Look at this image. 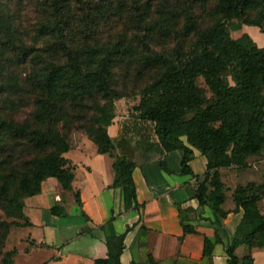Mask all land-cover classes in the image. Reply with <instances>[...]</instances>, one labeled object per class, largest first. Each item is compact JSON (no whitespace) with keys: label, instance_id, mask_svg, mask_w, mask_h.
Masks as SVG:
<instances>
[{"label":"trees","instance_id":"16d2710c","mask_svg":"<svg viewBox=\"0 0 264 264\" xmlns=\"http://www.w3.org/2000/svg\"><path fill=\"white\" fill-rule=\"evenodd\" d=\"M3 1L0 0V30L6 42L0 43V55L14 49L17 41L12 33V20L5 17ZM196 1L148 3L146 10H151L153 17L138 21L145 24L144 36L166 49L170 47L171 51L167 56L148 54L139 62L155 68L157 76L142 90L133 111L139 119L154 125L164 152H182L181 173L195 177V199L199 206L210 208L215 216L212 224L221 226L228 212L222 209L225 188L219 170L242 168L249 157L264 153V43L259 48L245 34L232 39L228 23L235 20L254 26L264 39V0H212L210 7L202 5L198 12L201 20L208 21L202 27L194 14ZM44 3L49 8V20L56 22L52 33L58 35L55 39L58 46L51 48L50 53L58 60L49 62L42 55L45 52L39 51L28 58L21 51L23 60L19 64L27 63L31 69L19 83L0 86V207L13 219L0 222V249L10 226L16 225L15 220L24 219V225H29L23 216V201L39 194L44 180L55 178L63 190L72 191L75 166L65 158L70 151L66 132L85 120V107H93L96 114L90 125L83 128L93 139L96 152L113 159V186L122 189L125 209L142 207L136 202L132 178L135 165L114 154L115 145L107 134L114 117V103L129 100L113 88L115 80L111 72L116 57L124 55L125 45H117L115 52L103 56L99 49L89 46L72 52L63 42L65 32L61 27L69 0H44ZM254 9L260 10L259 19L246 20ZM179 22L181 28L177 30ZM45 35L48 37L51 31ZM139 77L143 79L144 74ZM198 77L204 80L209 98L198 87ZM25 96L32 97L28 109L15 102ZM97 96L101 97L102 105L98 106ZM189 112L191 116L187 118ZM14 117H20L21 121H14ZM192 149L207 161L201 177L194 176L189 167ZM161 168L168 171L163 163ZM263 188L264 182L251 183L238 186L232 193L234 211L241 210L242 218L225 249L227 264H254L251 249L264 247V213L258 208V192ZM73 195L81 217L87 221L79 192ZM175 207L183 235L195 234L194 228L185 224V211L179 204ZM61 211L58 206L50 209L54 216H65ZM128 231L126 228L120 235L106 237V257L97 258L94 264H121L119 259ZM220 241L216 233L212 239L204 238V261L211 260L214 246ZM241 245L247 248V253L239 258L235 250ZM17 253L16 249L4 253L0 250V264H14ZM147 260L156 264L150 255Z\"/></svg>","mask_w":264,"mask_h":264},{"label":"crops","instance_id":"0c3cea01","mask_svg":"<svg viewBox=\"0 0 264 264\" xmlns=\"http://www.w3.org/2000/svg\"><path fill=\"white\" fill-rule=\"evenodd\" d=\"M137 105L138 100L132 99L115 102L107 134L115 145L114 154L135 165L132 178L136 202L142 207L125 209L122 189L113 186V159L98 154L93 143L83 140L65 154L75 166L72 191L63 190L55 178H48L42 182L39 194L24 199L23 216L29 225L21 228L26 235L21 239L14 264L20 255L35 253L42 256L38 264H93L97 258L106 257L105 238L120 235L126 228L129 231L119 259L121 264H150L147 255L156 264H207L202 259L203 240L214 238L215 233L221 243L214 246L211 264H227L225 249L241 221L242 211H234V203L227 206V196L222 205L227 216L221 220V226L212 224L215 216L210 208L199 206L194 197L195 177L181 173L182 152H164L154 125L139 119L133 111ZM192 151L189 167L194 176L201 177L206 171V158L197 150ZM161 163L168 171L161 168ZM76 191L87 221L75 203ZM175 204L185 211V224L192 226L195 234L183 235ZM55 206L61 208L68 221L60 227L58 224L65 222L50 212ZM72 225L81 229L76 237L66 235ZM85 238L82 245L74 247L77 240ZM244 247L235 250L239 258L247 253ZM250 254L254 264H264V247L253 248Z\"/></svg>","mask_w":264,"mask_h":264},{"label":"rangeland","instance_id":"374dc122","mask_svg":"<svg viewBox=\"0 0 264 264\" xmlns=\"http://www.w3.org/2000/svg\"><path fill=\"white\" fill-rule=\"evenodd\" d=\"M211 2L212 0H197L194 3L197 7L194 9V14L198 18L200 27L208 21L201 20L198 17V12L201 10L202 5L204 8L210 7ZM148 3L155 4L156 0H69V9L65 11L64 23L61 25L62 30L65 32L63 42L72 52L89 46L99 49L100 56H103L108 52H115L114 48L117 45H125L122 59L116 57L118 60H115L112 66L111 72L115 80L113 88L125 98L138 100V102L142 90L157 76L155 68L144 67L139 62L144 57H148V54L167 56V53L171 51L168 50L171 49L170 47L166 49L160 43L144 36L145 24L141 20H148L153 17L151 10H146ZM2 4L6 10L5 17L12 20V33L17 41L14 49L4 51L0 55V86L10 85L14 82L19 83L29 72L30 65L27 63L19 64V61L23 60V52L28 55V58H31L37 51L45 52L42 55L49 62H54L57 56L50 53V50L58 46L55 40L58 35L55 37L52 33L56 30V22L49 20V8L45 6L44 0H4ZM260 16V10L254 9L249 12L246 20H257ZM139 19H141L140 22H138ZM233 26L238 27V29L234 30ZM180 28L179 22L178 25L176 24L175 29L180 30ZM47 31H51V35L48 37L45 35ZM228 33L232 39L240 38L245 34L257 46H263V36L259 29L244 25L241 21L233 20L229 22ZM2 42H6V38L0 30V43ZM21 51L23 52L21 53ZM62 58L64 57H61V60L64 61ZM9 60L11 61L8 63ZM7 64H11V66ZM140 73L144 74L143 79L139 77ZM228 82L230 85L233 84L230 78H228ZM197 85L205 91V96L209 98L210 94L207 92L205 82L201 77L197 78ZM96 98L98 106L102 105L101 97L97 96ZM31 100L32 97L25 96L24 99H16L15 102L21 108L28 109ZM83 110L86 112L85 120H82L79 125H74L71 130L66 132V140L70 150L75 149L83 140H86L90 145L93 143V139L89 137L83 127L90 125L96 111L93 107H85ZM190 116L191 113L189 112L187 118ZM13 120L19 122L21 118L14 117ZM182 140H185V138H182ZM263 155L264 153L249 157L247 165L242 168L230 167L219 171L220 180L225 188V200L227 201V196L231 199H229L227 206L233 204L232 193L238 186L245 187L251 183L261 185L264 182ZM255 191L254 189V194ZM258 194L260 195L258 208L261 213H264V188ZM55 217L65 222L59 223V227L68 222L64 219L66 216ZM11 221L13 219L7 217L0 207V222ZM15 222L16 225L10 226L3 248L0 249L3 253L21 249V239H24L26 235L21 228H25L27 225H24L25 220L21 218L15 220ZM70 223L74 224L75 220L71 219ZM80 231V228L76 229V226L72 225V230L66 235L76 237ZM86 240L87 238L77 240L79 242H75L74 247L82 245L81 242ZM243 250L242 248L239 251V255H242ZM38 255L36 253L34 255H20L17 264H38L42 257ZM206 263L211 264V260L206 261Z\"/></svg>","mask_w":264,"mask_h":264}]
</instances>
